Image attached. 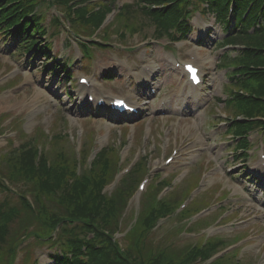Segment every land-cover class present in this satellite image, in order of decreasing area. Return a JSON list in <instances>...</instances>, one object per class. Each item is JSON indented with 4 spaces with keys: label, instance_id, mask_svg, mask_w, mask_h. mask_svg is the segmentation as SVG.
<instances>
[{
    "label": "rangeland",
    "instance_id": "obj_1",
    "mask_svg": "<svg viewBox=\"0 0 264 264\" xmlns=\"http://www.w3.org/2000/svg\"><path fill=\"white\" fill-rule=\"evenodd\" d=\"M104 1H114V6L118 4H121L123 2H132L133 0H104ZM41 9L46 13L45 11V5L41 7ZM208 23L212 26L213 29L218 30L215 26L212 18H209L207 20ZM152 28H146L145 32L147 34H151ZM220 33L215 36V39L220 38ZM65 37V34L60 35L59 39L58 37H55V40L58 41L56 45L61 44L60 40ZM150 35L143 36V35H133L128 39L130 47H133L134 55L139 54L143 57L144 61H147L148 63H153V65H156L160 68H163L162 73L163 77L161 80L156 84L158 87L161 85V94L168 95L170 93L175 94L176 90L180 84V80L175 81L176 77L173 78V75L169 74L166 75L168 70H165V67L167 66L166 62H171L173 59L177 58H184L186 53L189 52V49H192V39L188 42H186L183 45H179L176 49L173 50V53H170V50H166L167 42L165 39H162L161 41H150ZM113 42H116L117 40L115 37H112ZM112 44V43H111ZM2 46H5L3 43V38L0 36V48L2 49ZM113 46V45H112ZM115 47V46H113ZM117 48V47H116ZM11 51L2 49V53L8 54V56L3 55V58H5L2 61H6V59L9 62H12L13 66L15 68H20V62L23 58L19 59V61H14V58L11 57ZM198 54L200 56V61L204 62L205 68L209 71L210 74L216 75V82L214 85L211 86V84L214 82H208L206 87H209L210 92L212 93L214 99L217 97H223V88L221 83L225 82L223 78V71H217L214 69V64L216 61V57L213 56L211 50L209 48H205L204 50H198ZM1 55V54H0ZM94 61L90 65V69L97 71L98 65H96L101 60L105 59L106 61L108 57H111V53H108V51L97 49L95 50L94 54ZM126 61L127 59H130L133 57L132 53H126ZM119 59H123L119 57ZM124 59V60H125ZM1 61V57H0ZM1 61V62H2ZM166 61V62H165ZM202 62V63H203ZM36 63V62H35ZM83 64V67H87L86 63L88 62H81ZM127 63L131 64L130 61ZM4 67L5 69H1L0 71V116L3 114H8L7 116L10 117L9 124H6L7 126L5 129H10L12 122L15 120H18L22 125L27 126L30 131H33L35 129V125H41L43 128L47 130H52L55 125H57V128L61 127L65 130L66 133H69L70 135H73V143L74 145L78 146L85 145L86 141V135L88 133V130H95L96 131V137L95 142L92 145V149L96 152L98 149H100L102 146L107 145L109 143H115L116 147H118L119 139L123 138V135L125 133V130H127V138L128 143L119 149L120 159L122 165L125 167L129 162H134L136 159V153H140V155H144L145 152H151L150 157H147V164H148V172L147 174L150 176H153L152 182L154 183L156 181V176H171L172 173L176 176L175 182L178 183V181L181 182L182 179H185L187 175L190 173L189 171V165L193 163L197 158L201 159V164L197 168L195 166L191 174L189 175L188 183L193 185L198 179L199 174H202L204 171V174L206 176L205 180L202 182L199 190L195 192L194 194H197L196 198L206 197L207 199H210L212 202L211 208L217 207L219 204H226L228 208L230 209L229 212H227L225 216L232 214L233 212L237 211V215L234 214L232 216L233 219H241L246 220L249 225H252V229L250 231H246L247 233H251V241L248 243L249 245L246 246V249L252 250L254 253L255 258L257 254H259L260 251H264V208H254L252 204L248 205L247 203H244L241 201V203L238 204V202H235V200L230 199L229 201L226 200L225 202L220 203L216 197L219 196L220 193H223L229 189L233 190V182L228 178L226 169H217L214 167V164L210 161V157L213 155L224 154L222 151L223 145L219 144L217 139H209L206 135L204 136V130L206 129L205 134L211 130V133H213L212 130H216L218 132L224 131V128L215 129V127H212L210 125L205 126L204 122L206 123L208 121V117H206L204 114L205 111L200 112L198 115L195 116H189V117H180V118H170L168 116H153L151 114L143 116H140L136 118L134 121H131L130 123H124L122 120L117 121H108L105 116L93 114L91 112H87L85 110L76 111L73 112L71 108H69L68 103H60L61 100L55 99L50 93L46 91V89L43 91L44 96L40 98L38 105V110L34 111L32 107H30V104L28 106L27 103H30V98L35 93L36 89L41 88L37 85V77L41 75L40 71L36 70H28L27 76L20 75V69L18 71L13 67ZM33 67H36L37 65H32ZM165 66V67H164ZM12 68V72H8ZM204 68V67H203ZM40 70V69H39ZM20 75V77H18ZM29 77V80H26ZM211 77V76H210ZM17 80L15 83L19 82L20 89L16 88H9V83L11 81ZM36 81V84H35ZM117 86H112L114 83H110L109 85H103L101 88L105 89V93H115L118 95H124L128 93H132L133 90H130L127 87V84L125 79L122 78V81H119V78H117ZM177 82V83H176ZM14 84V83H13ZM158 97L161 98L160 95L152 96L149 99L156 98V101L153 103L154 106L158 103ZM148 99V100H149ZM26 100L27 103L21 104L20 101ZM135 100V99H134ZM148 102V101H147ZM26 105L28 107H26ZM212 106V104L209 105L207 109H209ZM217 106L219 109H221V112H225V108L223 104L217 103ZM206 109V110H207ZM146 115V117H145ZM62 116L63 119L60 120L59 123H56V120L60 119ZM66 121H65V120ZM42 120H47L46 122H43ZM44 123V124H42ZM143 123H147L146 125H143ZM55 124V125H54ZM123 124H129L128 126L121 127ZM204 124V125H203ZM34 127V128H33ZM142 127L144 128L142 133ZM127 128V129H126ZM202 128V131H201ZM10 130H7L9 132ZM132 131H135V139L133 140V134ZM122 133V134H121ZM260 133V132H258ZM141 135V136H140ZM256 136V139H258L259 134H254ZM140 136V141L143 140V137L146 136L145 143L138 144L139 140H136V138ZM148 136V137H147ZM15 143L14 145L18 144V138L16 135H13ZM139 139V138H138ZM6 144V137L0 138V148L4 147ZM138 144V145H137ZM181 145V152L177 154V157L174 158L173 162L169 164L166 167H160V164L162 160L168 156L172 150V148L177 147ZM229 160L230 158L227 157ZM199 173V174H198ZM186 181V180H185ZM187 182V181H186ZM183 185V183H180V185ZM149 185V184H148ZM147 185V186H148ZM185 186V185H184ZM112 188L109 189L111 191ZM220 190V191H219ZM213 196V197H212ZM191 199V198H190ZM228 203V204H227ZM242 205V209L239 208V206ZM139 209V206L135 204L134 202H130V205L128 206V210L126 211L127 217L125 221H123V227L129 226L132 223V217L136 215L137 211ZM221 212H217V214H220ZM231 216V215H230ZM184 222L177 221L174 219L167 220L164 223V228L162 227V234L166 229L173 230V228H180L184 226ZM227 228V226H226ZM224 227H218L217 233L219 234L220 231H225ZM245 232V233H246ZM246 233V234H247ZM159 234V235H160ZM245 234V235H246ZM195 236H190L188 234H183L179 238H193L197 239L199 236L205 235L203 231H199L197 234H194ZM157 236V234H156ZM155 234L153 235V239L155 242L156 239ZM179 238H174L173 241L170 242L172 245H176V240ZM232 240V239H231ZM230 241V239H229ZM156 243V242H155ZM230 243V242H228ZM227 243V244H228ZM48 252V248L45 246H38L36 245V242L32 244V251L31 256L32 259H38L39 256H44L45 253ZM21 254V253H20ZM262 254V260L260 263L264 262V252H261ZM38 257V258H37ZM41 258H39L38 263Z\"/></svg>",
    "mask_w": 264,
    "mask_h": 264
},
{
    "label": "trees",
    "instance_id": "obj_2",
    "mask_svg": "<svg viewBox=\"0 0 264 264\" xmlns=\"http://www.w3.org/2000/svg\"><path fill=\"white\" fill-rule=\"evenodd\" d=\"M176 1L175 6L181 5L184 0ZM228 0H209V6L216 9L219 14L226 10ZM251 4L248 15L247 23H255L258 16L263 17L264 22V0H237L236 9L240 14ZM3 7V8H2ZM2 14L4 19L7 18L9 13H15L17 20H22L26 14V9L22 4V0H6L2 5ZM85 8L79 9L80 18L85 13ZM178 15H174L167 11L163 14H158L157 18L160 20L163 28H169L176 21ZM102 18L99 14L91 18L89 23L97 24ZM235 39V38H233ZM244 43L252 45L253 49L246 55V59L242 61L244 64L243 70L256 72L254 75L260 78L263 82L264 79V24L253 35H244ZM60 140L54 138L51 142L49 157L42 154L36 160L37 152L34 147H30L17 154L10 153L7 159L8 177L14 180H23L29 184L32 191L37 192V195H45L46 198L59 201L63 203L66 210L60 211L64 217H71V214L77 216H93L94 214H101V194L100 190L104 183L110 179L113 173V165L106 162V154L103 152L98 157L94 164V168L90 171L88 176H75V159L72 152L60 148ZM5 159H2V162ZM113 164V163H111ZM41 221L54 220L56 214L52 215V210L55 209L47 207L43 200L39 201ZM29 209V207H26ZM59 211V205L55 206ZM106 258L105 255L100 256L99 253L93 254L90 257L91 262H95L97 258ZM146 264L139 263L138 261L118 260L106 261L103 264ZM148 264V262H147ZM150 264H166L165 260L162 262H152Z\"/></svg>",
    "mask_w": 264,
    "mask_h": 264
},
{
    "label": "snow or ice",
    "instance_id": "obj_3",
    "mask_svg": "<svg viewBox=\"0 0 264 264\" xmlns=\"http://www.w3.org/2000/svg\"><path fill=\"white\" fill-rule=\"evenodd\" d=\"M186 70H187V72H188L189 74H192V75H194L195 72H196V69L193 68L191 65H187V66H186ZM114 103H116V104H121V105H122V104L124 103V101H122V100H115Z\"/></svg>",
    "mask_w": 264,
    "mask_h": 264
},
{
    "label": "bare ground",
    "instance_id": "obj_4",
    "mask_svg": "<svg viewBox=\"0 0 264 264\" xmlns=\"http://www.w3.org/2000/svg\"><path fill=\"white\" fill-rule=\"evenodd\" d=\"M40 92H37L36 95H39ZM35 97V96H34ZM38 96L34 98V101L37 99ZM39 98V97H38Z\"/></svg>",
    "mask_w": 264,
    "mask_h": 264
}]
</instances>
